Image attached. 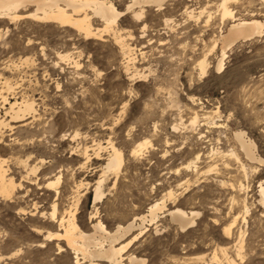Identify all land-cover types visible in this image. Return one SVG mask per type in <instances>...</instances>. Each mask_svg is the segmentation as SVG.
Returning <instances> with one entry per match:
<instances>
[{"label":"rangeland","instance_id":"rangeland-1","mask_svg":"<svg viewBox=\"0 0 264 264\" xmlns=\"http://www.w3.org/2000/svg\"><path fill=\"white\" fill-rule=\"evenodd\" d=\"M112 1L126 12L119 26L133 49L129 55L110 32L89 38L54 22L0 18V121L11 124H0V158L16 184L11 196L0 192V264H76V252L65 239L43 237L63 231L57 223L63 213L78 203L81 229L92 231L100 219L113 230L161 198L167 209L156 223H145L143 233L123 251L124 262L135 254L145 259L141 264H233L220 250L226 247L239 264H264V206L259 202L264 32L228 49L225 66L218 70L221 47L213 46L232 24L222 22L223 0H168L162 9L145 7L140 20L125 10L130 0ZM228 5L237 17L264 23V0H230ZM190 7L196 14L206 11L190 18ZM166 17L173 20L167 26ZM93 23L103 26L96 16ZM65 53L69 58L60 57ZM204 57L208 66L201 73ZM1 96L12 102L27 98L35 110L12 121L5 112L9 101ZM238 130L254 140L262 163L241 152L234 138ZM109 142L123 153L124 162L118 174L105 176L103 197L95 202L96 181L112 150ZM140 142L148 143L139 148ZM171 190L175 198L169 197ZM54 204L56 220L47 214ZM176 206L200 212L193 226L181 229L172 220L168 209ZM236 215L229 236L224 229ZM139 231L134 228L120 243ZM238 239L242 258L234 245ZM79 257L80 264H90ZM94 262L108 263L99 257Z\"/></svg>","mask_w":264,"mask_h":264},{"label":"bare ground","instance_id":"bare-ground-1","mask_svg":"<svg viewBox=\"0 0 264 264\" xmlns=\"http://www.w3.org/2000/svg\"><path fill=\"white\" fill-rule=\"evenodd\" d=\"M167 1L168 0H130L128 4H126L125 10L130 11L136 19L140 20L145 13V7H147L148 5H155L157 6L158 9H162L164 8L163 5H165ZM229 1L230 0L221 1V4H220L221 9H222L221 19L223 23L228 21L230 23L232 22V24L228 28L229 31H226V33L223 32V34L219 38L220 42L214 41L215 45L213 46V48H215L216 45L221 47V57L218 58L217 64H216V68L218 70H222L225 66V57L227 55L228 49L232 48L233 45H235L237 42L241 40L251 39L255 35H260V34H263L264 32V23L262 21L256 18L246 19V17L245 18L237 17L235 15L236 11L234 12V10L229 7L228 5ZM30 5L34 6V8L31 10L28 9ZM205 11H206V8H202L196 14L193 8H191L190 10L186 9L188 17L196 18V19H199L201 15L205 13ZM125 13L126 12L122 10L120 11L115 6L112 0H0V18H7L13 21L19 18H32L38 21L52 22V23L54 22L56 24H59L60 26H66V25L71 26L72 28H75L77 31H79V33H82L86 37H89V38L90 37L100 38L104 32H110L113 34L115 41L121 45V48L124 49L123 51L127 52V54L129 55L131 53V50L133 49L130 47L129 44H127L126 38L123 36L122 30L119 26L120 19ZM209 13L210 14L208 17H211L212 14L211 12ZM95 16L102 20V25H103L102 27L94 26L93 17ZM170 18H167V17L165 18L166 26L170 25L169 23L172 20ZM208 21L209 19H207L206 22ZM143 26H144L143 29H145L146 23ZM59 55L61 58H64V59L69 58L70 56V54L68 53L59 54ZM131 60L132 58H129V62ZM75 63L77 64L78 62L75 61ZM199 66L201 68V73H204L208 66L206 57H204L203 59L199 61ZM1 98L3 99V101H6V102L9 101L8 98L5 96H1ZM33 105H34L33 102L28 101L27 98H26V101L21 100V102H19L18 100L17 101L14 100L13 102L9 101L8 110L6 109L7 111L5 112L6 114L10 115L12 121H16V120L21 121L23 120L24 116H26L25 115L26 112H30V111L33 112V110H35ZM6 114H3V115L6 116ZM195 114L196 115L193 116V120L191 121L193 124H195L198 121L197 120L198 114L196 112ZM9 120L6 121L5 119H3L0 121V124L5 125V126L11 125ZM234 138L239 144L241 152L244 153L245 157H248V159H251L253 161H257L261 163L263 162V158L257 152L256 143L254 142V140L248 137L245 131L238 130L234 132ZM109 143L111 144L110 149L112 150H111V154L108 157L106 165H104L105 167L103 169V176L100 179L98 177L99 180L97 179L96 181L97 185H95V195H94L95 202L101 199V197H103V194H104L103 182L104 180H106L105 176L109 172L118 174L124 162L123 153L119 150V148L112 145L111 142ZM140 143L141 144L138 145L139 148L143 145H146L148 142H144V143L140 142ZM100 146H103V145H100ZM214 152L219 153L221 155V153L223 154L224 151L215 150ZM230 155H233L239 162H241L239 154L235 152L234 150L231 151ZM197 158H199V154L197 155ZM221 160H222V157H221ZM5 161L6 160L4 158H0V192L4 196H11L14 189L16 188V184L12 177H8V175H6L8 170L7 168H5V163H6ZM225 162L226 161H224V163ZM241 164H242V167L245 168V165L243 163ZM188 166H190V164ZM60 178L61 177L59 175L56 178V180L50 181L49 184L51 185V184L57 183L60 180ZM227 180H226V183H227ZM224 182L225 181H221V183H224ZM240 185H241L240 189L242 190L245 189L242 183ZM259 191H260L259 192V195H260L259 202L262 204V206H264V185L261 181L259 183ZM168 195L170 198H175L174 192L172 190L168 192ZM232 197H235V196L233 195ZM232 200H234V198H232ZM77 204L75 205V207H71L69 210L63 213L65 215L58 218L57 223H59V225L62 227V230H63L62 232H59V231L50 232L48 230L49 232L48 233L46 232V234H44L43 236L44 239L48 241L54 240V239H61V240L65 239V241L67 242V245L73 251L76 252V256H75L76 264H80V261H81L79 254L82 255L83 259L85 260L88 259L90 264H99V263L94 262L95 257H99V258H103L107 260L108 261L107 264H141V263H144L145 259L138 258L137 256H135V254L134 255L128 254V257L126 256L127 262H124L122 253L133 240H136L137 237L143 233L146 222H149L150 224L156 223L159 217V212L167 209L166 200L162 198L157 199L149 205L148 209H146L147 210L146 212L135 216L134 218H132L129 222L125 224H118L117 226H115L113 230L106 229L105 225H103V222H101V220L99 219L93 223L92 231L90 230L84 231L83 229L80 228L79 223L77 221V211H78ZM56 206L57 205L55 204L53 205V211L51 210L52 211L51 214L47 212V214L51 216L52 220H56L57 218L56 217V213H57ZM245 208L244 209L246 210V212H248L249 211L248 205L245 204ZM168 210H169L172 220L175 221L181 229H186L188 227L193 226L196 222L195 221L196 217L200 214L198 210H186L184 208L177 207V206L174 207L173 209H168ZM43 214L44 213H42V215ZM45 216L46 215H44L43 218H45ZM238 217L239 216L236 215L234 219L232 220V222L229 225L225 226L224 230L227 235L229 236L231 235L232 226L237 222ZM137 220H140L141 224H136ZM136 227L140 228L139 233L135 234L132 237L133 239L132 238L129 239L128 242L120 243V240L127 233H130L131 231H133V229ZM240 233H241L240 236L243 237L242 231ZM241 239L240 240L238 239L239 241L235 243L234 245L238 247L237 255L242 258L243 257L242 249L244 247H243V243ZM58 246L63 247V246H60V244ZM220 250L223 252L224 257L227 260H230L231 262H233V264H239L230 255L228 256V252H227L228 250L226 247H222L220 248ZM213 259L218 260L216 250L213 253Z\"/></svg>","mask_w":264,"mask_h":264}]
</instances>
